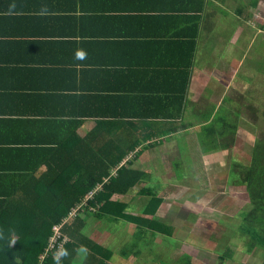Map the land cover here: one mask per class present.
<instances>
[{
    "label": "crops",
    "instance_id": "crops-1",
    "mask_svg": "<svg viewBox=\"0 0 264 264\" xmlns=\"http://www.w3.org/2000/svg\"><path fill=\"white\" fill-rule=\"evenodd\" d=\"M261 30L264 0H0V168L22 165L7 151L62 154L61 167L79 169L72 154L129 150L120 166L197 164L169 184L206 181L209 156L229 151H203L197 123L227 103L226 75L243 72L244 40ZM183 119L196 127L182 131ZM99 225L87 232L105 244Z\"/></svg>",
    "mask_w": 264,
    "mask_h": 264
},
{
    "label": "trees",
    "instance_id": "trees-1",
    "mask_svg": "<svg viewBox=\"0 0 264 264\" xmlns=\"http://www.w3.org/2000/svg\"><path fill=\"white\" fill-rule=\"evenodd\" d=\"M181 98L183 112L184 95ZM227 104L218 109L214 106V118L197 123L198 134L206 131L203 137L198 135L203 151L234 149L241 125L247 126L248 120L241 117L246 112ZM248 109L252 110V131L256 136L258 129L260 134L249 145L247 163L243 159L233 162L229 174L233 177V186L244 187L248 196L249 203L239 215V231L247 243L246 252L252 254L259 250L264 255V120L259 121L255 106ZM180 121L182 131L195 126H189L184 119ZM177 131L175 126L174 132ZM51 155L5 152L3 159H13L22 165L0 168V264H113L112 251L87 233L92 218L134 223L138 241L147 238L148 232L172 239V225L157 217L164 198H157L153 189L150 191V174L132 168L128 162L120 166L129 150L121 154L106 151L72 154L76 157L74 161L81 162L79 169L61 167L62 154ZM41 165L46 168L41 170ZM179 169L176 166L174 172L180 178L184 170ZM99 187L101 190L87 199ZM140 187V193L153 196L145 199L146 216H135L127 211L128 204L112 200L116 195L125 196ZM74 209H78L77 217L61 228L62 235L68 239L61 257L51 254L45 257L54 228L63 224ZM132 250L137 260L142 257L138 242L133 243ZM221 259L224 261L225 257ZM184 264L192 263L188 260Z\"/></svg>",
    "mask_w": 264,
    "mask_h": 264
},
{
    "label": "rangeland",
    "instance_id": "rangeland-1",
    "mask_svg": "<svg viewBox=\"0 0 264 264\" xmlns=\"http://www.w3.org/2000/svg\"><path fill=\"white\" fill-rule=\"evenodd\" d=\"M244 41L243 72L238 74L236 79L235 74H227L231 82L228 83V91L221 92L229 95L225 98L227 105L246 112L241 114V117L248 120L249 131L240 128L235 151L232 148L229 152L209 156L208 169H202L200 173L206 177V181L198 182L194 179L189 185L184 183L171 186L169 181L175 176L173 170H153L149 188L150 191L153 189L152 193L157 198H164L157 217L172 225V239L164 237L163 234L149 236L147 233V238L138 241L136 236H131L133 227L126 222H99L94 219L95 225L90 226L89 232L96 233V226L100 224L99 229L101 233L104 232L102 239H105L106 245L102 242L101 244L109 246L108 249L113 253V264H179L180 260L181 264L188 260L192 264H263L262 251L257 250L252 254L246 252L247 243L239 231V215L249 203L248 196L244 187L233 186V177L229 174L233 162L243 159L247 163L249 145L254 143L256 136L260 134L256 131L259 134L255 136L252 131V110L248 107L255 106L259 110V121L264 120V34L250 47L247 46V37ZM229 55L231 56V53L228 51L227 59ZM238 55L234 54L235 60ZM205 132L202 130L198 135L203 137ZM184 171L197 173L201 169L195 164ZM161 172L165 174L163 182L157 175ZM140 190L141 187L130 192L135 194L132 203L129 202L130 198L123 200L130 203L127 210L129 213L146 216L148 202L145 199L153 196L138 193ZM185 230L189 232L185 233ZM134 242H138L140 250H143L141 260H137L132 254L131 246ZM221 257H225V260Z\"/></svg>",
    "mask_w": 264,
    "mask_h": 264
},
{
    "label": "built area",
    "instance_id": "built-area-1",
    "mask_svg": "<svg viewBox=\"0 0 264 264\" xmlns=\"http://www.w3.org/2000/svg\"><path fill=\"white\" fill-rule=\"evenodd\" d=\"M94 193H92L93 195ZM92 197V196H91ZM78 215V209H74L70 212L69 216L64 219L63 224H60L54 228V236L51 238L50 247L47 251L45 257L54 255L55 258H60L62 253L64 252L65 244L67 243L68 239L62 235L61 228L62 226L67 223L69 220L76 218ZM44 257V258H45Z\"/></svg>",
    "mask_w": 264,
    "mask_h": 264
},
{
    "label": "flooded vegetation",
    "instance_id": "flooded-vegetation-1",
    "mask_svg": "<svg viewBox=\"0 0 264 264\" xmlns=\"http://www.w3.org/2000/svg\"><path fill=\"white\" fill-rule=\"evenodd\" d=\"M246 125H247V123H246ZM242 127L245 129V130H248L249 131V129H248V126H245V125H241V129H242ZM256 131H258V129L257 130H255V134L257 133ZM239 133H240V129H239ZM239 133H238V136H239ZM236 147H237V145H236ZM186 232V231H185ZM189 231L187 230V233H188Z\"/></svg>",
    "mask_w": 264,
    "mask_h": 264
}]
</instances>
